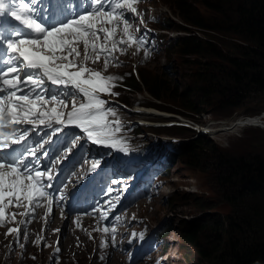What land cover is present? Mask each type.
Listing matches in <instances>:
<instances>
[{
    "label": "snow or ice",
    "instance_id": "1",
    "mask_svg": "<svg viewBox=\"0 0 264 264\" xmlns=\"http://www.w3.org/2000/svg\"><path fill=\"white\" fill-rule=\"evenodd\" d=\"M136 3L138 0H89L91 11L66 14L67 0H49L47 15L41 19L36 14L35 0H0V49L9 57L0 66V136H4L0 140V223L7 207L28 209L23 213L25 221L21 226L8 228L5 233L6 236L15 234V242H19L24 225L34 217V208L42 199H47L50 215L54 214L51 206L64 199L61 189H56L58 197L53 194V181L58 179L60 168L71 159L75 149L65 151L63 159H53L58 150L51 146L57 142V137L74 127L94 145L110 149L119 145V151L129 154L126 144L117 139L122 131L120 122L108 119L109 115H116L111 101L102 98L103 95H119L113 91L114 81L122 77L104 76L87 68L85 63L89 59L97 62L103 57L105 71L110 63L119 67L113 53L123 54L126 47L133 45L139 52L148 43L145 36L139 34V28L131 31L129 15L139 17L140 23H144L134 7ZM58 14L62 18H57ZM121 25L122 38L117 39ZM101 35L103 44L99 43ZM80 44H83L82 61ZM45 82L70 90L52 95L43 90ZM67 96H72L73 103L71 109L65 111ZM77 99L82 102L77 104ZM25 124L32 125L31 130H21ZM40 126L49 130L44 133L47 139L41 137L43 143L24 147L23 152L17 153V148L26 145ZM6 129L12 131L6 132ZM67 139L65 137L61 143L60 150L67 148ZM98 164L102 167L103 161L98 160ZM52 166H56L54 174ZM93 168L100 170L97 165ZM115 191L109 189L105 195L112 196ZM119 200L117 195L116 203ZM116 203L105 200L93 212L99 210L101 221H107L115 212ZM103 231L107 234L109 228ZM27 236L24 231L25 240ZM20 247L24 248L25 244Z\"/></svg>",
    "mask_w": 264,
    "mask_h": 264
},
{
    "label": "trees",
    "instance_id": "2",
    "mask_svg": "<svg viewBox=\"0 0 264 264\" xmlns=\"http://www.w3.org/2000/svg\"><path fill=\"white\" fill-rule=\"evenodd\" d=\"M202 5L211 13L207 23H202L198 14H193V18L185 7L179 8L181 19L193 28L213 33L206 34L205 40L193 34L177 39L179 53L200 57L195 59L198 71L192 75L190 87H175L174 83L156 78L149 82L151 92L144 89L145 83L142 85L152 98L162 102L159 98L164 96L168 104L162 102L163 105L181 109L189 115L177 114L194 122L192 117L204 113L205 108L232 110L256 96L264 97V0H203ZM168 131L172 135L193 134L188 129ZM209 144L207 137L194 138L180 148L178 156L184 165H200L196 154L201 146ZM210 152L215 155L208 164L216 175L220 199L229 207V213L214 216L210 225L203 228L213 237L205 247L197 246L198 259L204 264H262L264 154L228 156L220 149ZM176 232L189 245H195L190 224L177 228Z\"/></svg>",
    "mask_w": 264,
    "mask_h": 264
},
{
    "label": "rangeland",
    "instance_id": "3",
    "mask_svg": "<svg viewBox=\"0 0 264 264\" xmlns=\"http://www.w3.org/2000/svg\"><path fill=\"white\" fill-rule=\"evenodd\" d=\"M202 2L203 0L149 1L150 4L161 6L166 10V13H159L157 22H160L161 18H164L167 30L176 32L178 35L172 40L165 36V39L160 44L159 52L150 57L147 61L140 63L137 72L141 77L145 78L143 81V83H145V90L148 89L151 92L149 82L154 78L160 79L164 83H166V81H169L170 84L174 83L175 87L182 88V85L184 87H190L192 75L198 71L195 59L197 60L200 57L182 55L178 52L177 41L174 42V40L180 36H190V34H193L196 38L198 37V39L205 40L206 34H213L210 31L204 32L193 28V26L179 16V8L185 7L187 12L192 14L193 18V14H198L203 21L202 23H207L211 17V13L205 9ZM136 84L137 88H139L136 92L141 94H136L130 97L129 93L131 91H125V93H123V100L125 103L127 105H132L133 102H136L137 100L142 102L139 104L145 105V107L156 109L154 107L155 104H152L154 103L153 100L145 94L146 92L144 93L141 91L140 82H136ZM159 100L167 103L164 96H161ZM171 102L176 103L174 100ZM160 107L165 109L163 111L167 113H179L185 116L189 115L174 106L172 107L176 109ZM205 109L204 113L198 116H193L192 118L197 121L199 126L204 125V127H208L206 130L214 128L212 132L216 134L211 133L206 136L211 144L207 145V147L201 146L199 152L196 154H199L198 159L201 164L196 165L190 163V166L184 165L178 156L171 171L174 172L167 176V178H170L171 182L164 184L163 194L155 201L147 204L145 209L141 208L139 210V212H143L144 215H146L149 220L150 228L155 227L158 222H163L167 228H172L171 230L167 229V231L170 230L169 235L171 237V243L174 244L171 248V251L173 252L172 255L177 259L175 261H169L167 264H204L200 263L198 259L196 253L197 246L205 247L210 243L213 235H211L210 231L203 228H207L210 225V222L216 218L214 216L222 217L229 213V207L220 199L221 195H219L220 189L216 185V175L211 165L208 164L209 158H212L215 155L214 153H211L210 150H224L228 153V156H239L241 154L245 155L252 152H259L261 155L264 154V97L256 96L247 100L240 107L232 110L226 108L216 109L214 107L211 109L210 107ZM240 116H260L262 121L259 126H244L233 133L227 131L229 134L227 132H217L218 130L216 129L220 130L222 127L231 126ZM139 120L149 125H153L155 122H158L157 120H164V118L141 115ZM159 133L169 134L172 133V131H163ZM173 135L185 139L192 134L184 132ZM190 139L191 138H187L186 140L189 141ZM210 146L214 148H211ZM55 216L56 214H54V217ZM167 219L170 220L169 223H166ZM60 224L61 220L58 217H55L53 226L58 227ZM186 224H190V230L194 232V246L189 245L183 240L182 236L176 232L177 228L183 227ZM62 226H65V229L60 234L57 233L59 236V246H57V240L55 239L53 240L52 246H45L44 249L38 253L28 243L27 246L23 248L24 254L22 256L11 253L9 256L5 257L2 254L3 250L1 249L0 264H128L125 261L126 253L116 254L115 252L110 253L97 250L93 257L90 256V259L88 257V252H92L91 249H86L83 254H80L76 249L71 248L72 243L76 241V237L75 235L72 238L70 237V225L64 221L62 222ZM48 234L47 231L46 235ZM79 239L85 240V237L80 236ZM47 242L49 245L50 242H52L49 236ZM55 247H57L60 252L59 262H55L50 254ZM106 253L114 257L113 263L107 262L108 257ZM138 255L137 252L134 253L132 259ZM34 257L36 260H34ZM132 264H138V262Z\"/></svg>",
    "mask_w": 264,
    "mask_h": 264
},
{
    "label": "bare ground",
    "instance_id": "4",
    "mask_svg": "<svg viewBox=\"0 0 264 264\" xmlns=\"http://www.w3.org/2000/svg\"><path fill=\"white\" fill-rule=\"evenodd\" d=\"M136 103H142V102H139V101L136 100ZM134 110L140 111L144 115H154L155 116V115L163 114V113L156 112V111H154L152 109H148V108L145 107V105H142V104H139V107L135 108ZM165 115H168V114H165ZM261 121L262 120H261L260 116H258V117L257 116L256 117H254V116L247 117V119H243V118L239 119V118H237L235 120V122L231 126L222 127L220 130L219 129H216V130H218L217 132H219V131L220 132L229 131V133H233L234 131H237V130L241 129L244 126H259V124H261ZM213 130H214V128L213 129H209L208 131H211L212 134H216V133L212 132ZM55 217H57V215ZM55 217H54V214L53 215H47L45 217L44 221L40 220L39 223H37V224L32 221V224L29 225V229L32 231V233L28 234L27 238H31L34 232L40 233V231H41V233L44 236H46V232H47L46 229L48 230V233L51 230H54V236L58 237V244H59V236H58V234H60L65 229V226H62V222L66 221V220L64 218H62V217L59 218L61 220V224L58 227L57 226L54 227L53 225H54ZM169 221H170L169 219L166 220L167 223ZM66 223H68V222L66 221ZM80 225H81V228H84V232H88L90 234V236H91V241L90 242H88L86 240V238H85V240L79 239L80 236H83V233L81 231L82 229H80V230L74 229V228L71 227V225H70L71 231H70L69 235H70L71 238L74 237V235H75L76 241H74V242L72 241L73 243L79 241L80 243H83L84 246H86V245L90 246V249L92 250V252H88V257L90 259V256L93 257L94 254L96 253L95 252V247L93 246V243H94V241H96L97 234H96L95 231L98 228H95V225H93L91 221H87V220H84V219L80 220ZM40 228H42V229L40 230ZM55 230H59V231H55ZM73 243H72V247L71 248L76 249L80 254H83V252H84L83 251L84 250L83 249V245L77 243L78 244L77 246H79V247L75 248ZM173 245L174 244L171 243V247H173ZM107 257H108L107 262L108 263H113V258L114 257L111 256V255H108V254H107ZM52 258H55V257L52 256Z\"/></svg>",
    "mask_w": 264,
    "mask_h": 264
},
{
    "label": "built area",
    "instance_id": "5",
    "mask_svg": "<svg viewBox=\"0 0 264 264\" xmlns=\"http://www.w3.org/2000/svg\"><path fill=\"white\" fill-rule=\"evenodd\" d=\"M248 116H240L239 119H247Z\"/></svg>",
    "mask_w": 264,
    "mask_h": 264
},
{
    "label": "water",
    "instance_id": "6",
    "mask_svg": "<svg viewBox=\"0 0 264 264\" xmlns=\"http://www.w3.org/2000/svg\"><path fill=\"white\" fill-rule=\"evenodd\" d=\"M253 264H259V263H257V262H254Z\"/></svg>",
    "mask_w": 264,
    "mask_h": 264
},
{
    "label": "clouds",
    "instance_id": "7",
    "mask_svg": "<svg viewBox=\"0 0 264 264\" xmlns=\"http://www.w3.org/2000/svg\"><path fill=\"white\" fill-rule=\"evenodd\" d=\"M172 248V247H171Z\"/></svg>",
    "mask_w": 264,
    "mask_h": 264
}]
</instances>
